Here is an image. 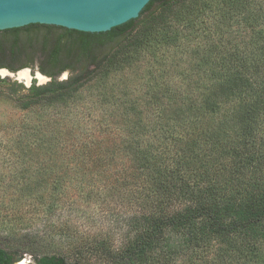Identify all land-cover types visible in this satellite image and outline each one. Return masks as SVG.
I'll use <instances>...</instances> for the list:
<instances>
[{
    "label": "trees",
    "instance_id": "1",
    "mask_svg": "<svg viewBox=\"0 0 264 264\" xmlns=\"http://www.w3.org/2000/svg\"><path fill=\"white\" fill-rule=\"evenodd\" d=\"M2 68L50 79L0 78L40 114L3 146L15 166L0 173V227L19 247L0 246V264H264L249 243L219 245L264 238V0H151L107 32L0 30ZM93 88L110 104L96 126L79 117ZM74 186L141 211L121 248L50 221ZM39 222L68 245L43 252L47 235L23 231Z\"/></svg>",
    "mask_w": 264,
    "mask_h": 264
},
{
    "label": "rangeland",
    "instance_id": "2",
    "mask_svg": "<svg viewBox=\"0 0 264 264\" xmlns=\"http://www.w3.org/2000/svg\"><path fill=\"white\" fill-rule=\"evenodd\" d=\"M21 71H27L29 78L26 79L19 77L20 72L11 75L1 72L0 78L9 77L10 79L23 82L28 86L32 83L33 79H36L39 84L49 81L47 76L39 74V71L36 69L32 70L31 68H24ZM119 76L120 75L117 77ZM67 77L68 72H65L60 76V79H66ZM6 92L7 89L5 83L0 82V173L11 172L14 168L13 166H15L13 162L15 157L10 154L9 148H5L3 150V146L6 144L7 139H10V136L15 135L18 131L23 130L21 129L22 125H32L35 120L34 118L40 115L36 112L21 109L18 104V99L5 95ZM107 93H109L108 90L103 93L100 88H93L90 91L86 90L84 92V97L78 103L80 106V112L83 115L79 117H82L85 122L91 120L94 126H96V122H98L96 120H106L110 117L109 111H102L107 108V105H110L106 101H103L104 98H101ZM99 95H101V97ZM43 115L47 116V114ZM58 115L61 116L62 114ZM92 132H90L88 136V139L90 140L93 138L91 136ZM121 135L122 131L119 132V136ZM94 138L99 140L102 138V133L100 135L99 133L96 134V137ZM69 174L70 177L73 176L71 172H69ZM94 184L97 187L101 186L99 180H97ZM67 185H69V183L65 182L64 186ZM74 188L75 189L65 188V190H67V197L70 201L67 204L63 203L59 208H57V210L50 213L49 216H47L50 221L70 225L73 232H78L83 235L82 238L86 237L90 240L95 239V237H97V239L106 238L107 247H110L111 249L121 248L125 241H128V233L132 230L133 225L136 224L134 216L141 214V211L137 209L134 202L126 203L124 200H112L108 197H104L103 191L99 192L97 191V188H92L94 195L91 194L90 198L87 193L88 190L86 191L83 189L81 191L79 187L75 186ZM71 193L74 194L71 195ZM43 229V223L39 222L33 227V230L31 228L30 230L23 229V231H30L31 233H28L30 234V237L35 235V233L37 234V232L47 235L41 239L44 241V243L41 244V246H43V252H51L62 249L68 245L67 237L61 236L58 233L47 234L43 231ZM130 235H132V233ZM41 240H36V242ZM219 242L220 247L226 249L233 247L236 248L235 245L243 246L249 243L251 245L248 247H253L255 251L264 253V238L260 237V235L248 236L243 240L240 237H234L229 241L222 240ZM0 246H13L16 249L19 247V243L16 239L12 240L6 235L4 227H0ZM21 251L23 250H20V252ZM86 258L87 262L85 263L87 264L106 263L105 260L98 261L92 254H87ZM32 261L33 258L29 253H23L22 259L16 264H20L21 262L22 264H29Z\"/></svg>",
    "mask_w": 264,
    "mask_h": 264
},
{
    "label": "water",
    "instance_id": "3",
    "mask_svg": "<svg viewBox=\"0 0 264 264\" xmlns=\"http://www.w3.org/2000/svg\"><path fill=\"white\" fill-rule=\"evenodd\" d=\"M150 1L0 0V30L40 23L91 33L107 32L138 18ZM1 72L14 74L6 68Z\"/></svg>",
    "mask_w": 264,
    "mask_h": 264
},
{
    "label": "bare ground",
    "instance_id": "4",
    "mask_svg": "<svg viewBox=\"0 0 264 264\" xmlns=\"http://www.w3.org/2000/svg\"><path fill=\"white\" fill-rule=\"evenodd\" d=\"M19 77L28 79L29 75H28L27 71H22L19 73ZM20 264H22V262Z\"/></svg>",
    "mask_w": 264,
    "mask_h": 264
},
{
    "label": "flooded vegetation",
    "instance_id": "5",
    "mask_svg": "<svg viewBox=\"0 0 264 264\" xmlns=\"http://www.w3.org/2000/svg\"><path fill=\"white\" fill-rule=\"evenodd\" d=\"M16 264V263H15Z\"/></svg>",
    "mask_w": 264,
    "mask_h": 264
}]
</instances>
